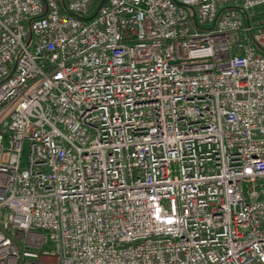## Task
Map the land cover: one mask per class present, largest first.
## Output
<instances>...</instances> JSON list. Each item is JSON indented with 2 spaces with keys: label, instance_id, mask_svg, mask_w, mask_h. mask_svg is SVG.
Returning a JSON list of instances; mask_svg holds the SVG:
<instances>
[{
  "label": "built area",
  "instance_id": "2783aa9c",
  "mask_svg": "<svg viewBox=\"0 0 264 264\" xmlns=\"http://www.w3.org/2000/svg\"><path fill=\"white\" fill-rule=\"evenodd\" d=\"M0 264H264V0H0Z\"/></svg>",
  "mask_w": 264,
  "mask_h": 264
},
{
  "label": "rangeland",
  "instance_id": "374dc122",
  "mask_svg": "<svg viewBox=\"0 0 264 264\" xmlns=\"http://www.w3.org/2000/svg\"><path fill=\"white\" fill-rule=\"evenodd\" d=\"M26 157H25V153H24V159H25Z\"/></svg>",
  "mask_w": 264,
  "mask_h": 264
}]
</instances>
